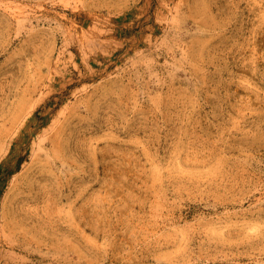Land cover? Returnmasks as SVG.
<instances>
[{"label": "rangeland", "instance_id": "rangeland-1", "mask_svg": "<svg viewBox=\"0 0 264 264\" xmlns=\"http://www.w3.org/2000/svg\"><path fill=\"white\" fill-rule=\"evenodd\" d=\"M0 264H264V0H0Z\"/></svg>", "mask_w": 264, "mask_h": 264}, {"label": "trees", "instance_id": "trees-1", "mask_svg": "<svg viewBox=\"0 0 264 264\" xmlns=\"http://www.w3.org/2000/svg\"><path fill=\"white\" fill-rule=\"evenodd\" d=\"M0 173H1V168H0Z\"/></svg>", "mask_w": 264, "mask_h": 264}]
</instances>
